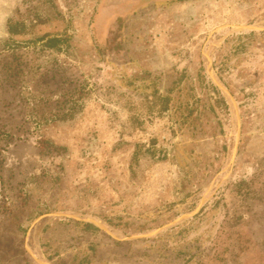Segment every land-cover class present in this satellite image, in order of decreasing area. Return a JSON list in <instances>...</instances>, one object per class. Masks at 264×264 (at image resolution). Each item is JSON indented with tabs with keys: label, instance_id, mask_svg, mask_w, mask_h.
Segmentation results:
<instances>
[{
	"label": "rangeland",
	"instance_id": "374dc122",
	"mask_svg": "<svg viewBox=\"0 0 264 264\" xmlns=\"http://www.w3.org/2000/svg\"><path fill=\"white\" fill-rule=\"evenodd\" d=\"M0 264H264V0H0Z\"/></svg>",
	"mask_w": 264,
	"mask_h": 264
},
{
	"label": "trees",
	"instance_id": "16d2710c",
	"mask_svg": "<svg viewBox=\"0 0 264 264\" xmlns=\"http://www.w3.org/2000/svg\"><path fill=\"white\" fill-rule=\"evenodd\" d=\"M14 25L11 21L8 23V31L12 35L16 34V31L14 29ZM39 40L44 41L45 45L52 48L57 46V44L60 41V38H58L55 35L50 34H44L39 38ZM176 91L175 87H171L168 89L166 94L160 96L161 100V111H171L174 110L176 112L180 111V115L182 117V123L188 124V123H194L198 119V114L196 112L200 111L199 102L201 99L198 96H195V100H187L186 102H182L179 104L174 96V92ZM203 93L207 95V101L205 102V107L208 108L209 111L216 114V110L220 109H228L227 100L223 96L222 91L216 86L214 83H210L209 85H205L202 90ZM154 144V143H153ZM140 151L138 150L134 154V161H138V153ZM159 150L155 146H151L149 148V153L152 156L159 155ZM84 225L95 227L90 223H84Z\"/></svg>",
	"mask_w": 264,
	"mask_h": 264
}]
</instances>
